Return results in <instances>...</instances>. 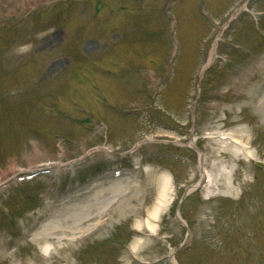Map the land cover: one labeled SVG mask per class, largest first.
Returning a JSON list of instances; mask_svg holds the SVG:
<instances>
[{
	"label": "rangeland",
	"instance_id": "374dc122",
	"mask_svg": "<svg viewBox=\"0 0 264 264\" xmlns=\"http://www.w3.org/2000/svg\"><path fill=\"white\" fill-rule=\"evenodd\" d=\"M165 1L0 0V58L9 65L21 64L11 74L0 75L5 78H0L1 94L5 100L13 99L8 105L4 102L5 107L0 104V264H163L158 255L169 250V243L181 242L186 232L174 213L181 210L192 220L198 209L195 215L203 219L197 224L198 236L217 237V245L208 251L183 247L177 253L182 263L232 260L229 254L223 256L229 253L224 240L228 218L219 221L218 230L207 228L212 214L219 218L224 212L230 216L238 211L246 226L254 220L261 229L259 245L255 252L251 248V255L255 264H264V0H202L201 9L213 14L214 20L197 11L200 0H172L169 13L175 21L164 15ZM240 3L243 8L230 19ZM255 11L259 13L253 18ZM220 28L217 50L198 86V73ZM77 53L91 62L61 74L73 62H82ZM172 55L167 78L152 91L151 82ZM17 110L28 113V118L16 115ZM217 127H244L246 131L240 133L254 150L258 165L242 159L236 164L229 152L221 155V165H213L221 142L207 138L205 132ZM191 130L205 153L207 169L216 174L223 164L236 166L235 190L222 184L223 192L232 196L204 200L199 186L178 206L185 186L200 177L199 153L189 143ZM145 137L148 141L132 153L96 150L68 169L55 167L54 173L32 180H14V173L23 168L69 162L96 145L131 150ZM147 163L174 172L175 202L161 216L156 237L138 233L142 237L138 252L128 249L137 235L129 232L137 215L147 213L145 206L152 197L145 203L134 188L96 235L75 245L65 242L68 246L57 247L49 257L31 242L28 230L34 214L47 213L54 206L61 209L62 197L99 174L136 166L143 175ZM125 200L131 201L129 210ZM91 251H97L98 262L80 263L93 255Z\"/></svg>",
	"mask_w": 264,
	"mask_h": 264
},
{
	"label": "bare ground",
	"instance_id": "6f19581e",
	"mask_svg": "<svg viewBox=\"0 0 264 264\" xmlns=\"http://www.w3.org/2000/svg\"><path fill=\"white\" fill-rule=\"evenodd\" d=\"M237 132H241L246 130L244 127L242 128H236L233 129ZM238 140V138H236ZM233 143L230 142L228 146H232ZM236 147V146H235ZM227 148L231 147H225L223 151L227 150ZM245 151L247 152L248 149L245 148ZM236 155V154H235ZM146 181L144 185V181L137 184V187L132 186L130 181L127 179L120 180L118 178L115 179V181L111 184H109L107 187L100 185H97L91 189L96 190L95 196L93 198H89L90 200L80 201L77 202H71L68 204L69 209L61 214H57L52 217L49 221L43 224L42 227V234L43 238L46 239V237L50 236V234L62 236V235H71L79 233L84 234V230H86L91 224V221H94L95 223L101 224L102 221H106L108 219V214L110 213V210L102 209V206L107 202L108 199L112 198L113 196H116V194H119L120 192H124V190L130 187H133L134 189L137 188L139 193L144 197V202L147 203V199L149 197H153L155 199L152 204L148 203L149 208V215L151 218L148 219V227L151 229H155L157 219V215L162 208V206L165 204V201L168 199V196L170 194V187L169 185V177L167 174L157 175L154 170H150L147 173ZM165 176V178H163ZM165 179H168L167 181ZM165 180L166 182H164ZM134 182V181H133ZM132 182V183H133ZM165 186H164V185ZM134 185V184H133ZM171 185V184H170ZM103 188V189H102ZM92 192V191H91ZM112 193L107 198H104L105 193ZM116 198V197H115ZM128 210L132 207L131 201H126ZM117 210H114V212ZM115 214V213H114ZM106 224V223H105ZM104 224V225H105ZM103 225V226H104ZM92 225L89 227L91 229ZM105 227V226H104ZM140 244V241L138 239L134 240V248H138Z\"/></svg>",
	"mask_w": 264,
	"mask_h": 264
}]
</instances>
